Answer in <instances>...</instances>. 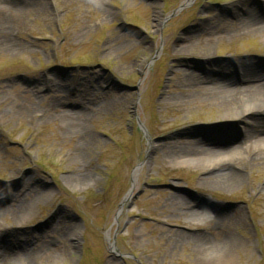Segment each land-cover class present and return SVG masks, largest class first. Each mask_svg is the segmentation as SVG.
<instances>
[{"label": "rangeland", "instance_id": "374dc122", "mask_svg": "<svg viewBox=\"0 0 264 264\" xmlns=\"http://www.w3.org/2000/svg\"><path fill=\"white\" fill-rule=\"evenodd\" d=\"M34 7L0 23V242L26 236L35 252L10 264H264V164L242 162L232 187H201L205 165L177 167L160 151L183 132L217 150L238 147L246 122L225 120L185 75L264 60V32L225 31L248 8L262 16L261 1ZM186 40L193 53H174ZM37 186L42 200L24 192Z\"/></svg>", "mask_w": 264, "mask_h": 264}, {"label": "bare ground", "instance_id": "6f19581e", "mask_svg": "<svg viewBox=\"0 0 264 264\" xmlns=\"http://www.w3.org/2000/svg\"><path fill=\"white\" fill-rule=\"evenodd\" d=\"M10 1L0 0V23L2 25L7 22L5 18H18L24 11L36 8L34 7L35 0H28L26 8L18 5L14 0ZM260 1L262 16L255 15L252 9L248 8L244 10L241 19L229 20L226 23L225 31L226 29L229 30L227 33L230 34L263 33L264 0ZM210 43L204 48H200L202 56H209L208 46ZM195 47L197 46L194 41L186 40L185 43L176 48L174 53H193ZM185 83L189 90L196 91L207 101L215 104L225 114V120L246 122L247 128L243 134L238 135L240 139L238 147L229 151L206 146L196 136L184 132L170 137L171 141L160 146V151L170 163L177 167H188L195 165V163L205 165L204 175L197 180L199 186L205 187L209 183H215L220 188L232 187L243 177L245 167L240 166L242 162L248 165V163L258 160L264 164V60L221 61L216 64V69L210 70L203 78L196 79L192 75H185ZM81 116L80 113H64V117H68L69 120L79 119ZM220 130L218 128L215 133H220ZM156 148L159 150L158 146ZM77 177L82 178L83 176L77 175ZM39 188L37 186L31 192L27 189L24 192L35 194L36 199L42 200L46 195ZM4 200L10 201V207H13L12 209L16 210L17 213L24 208V204L18 200V196L14 200L11 193L4 195ZM186 207L188 208V206ZM201 214L203 211L191 210V215ZM62 223L61 220H58L59 226ZM17 234H19L18 231ZM66 234L72 239L77 236L73 230L67 231ZM198 240L201 239L198 238ZM33 242L26 236L23 245L16 241L0 242V264H10L16 260L33 257L35 252L30 247Z\"/></svg>", "mask_w": 264, "mask_h": 264}]
</instances>
